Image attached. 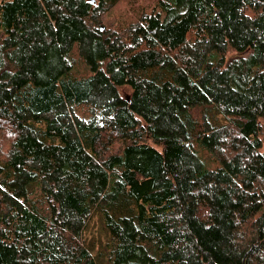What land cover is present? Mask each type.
Listing matches in <instances>:
<instances>
[{
  "label": "trees",
  "instance_id": "1",
  "mask_svg": "<svg viewBox=\"0 0 264 264\" xmlns=\"http://www.w3.org/2000/svg\"><path fill=\"white\" fill-rule=\"evenodd\" d=\"M119 1L0 0V264H264V0Z\"/></svg>",
  "mask_w": 264,
  "mask_h": 264
},
{
  "label": "rangeland",
  "instance_id": "2",
  "mask_svg": "<svg viewBox=\"0 0 264 264\" xmlns=\"http://www.w3.org/2000/svg\"><path fill=\"white\" fill-rule=\"evenodd\" d=\"M95 1L97 0H93L92 3ZM153 2L154 0H120L110 14L105 17L102 28H104V30H121L129 24L135 23L143 12L150 10ZM77 67L76 73L78 75L83 76L87 74V70L81 61L78 62ZM194 114H198V116L201 117L202 112L197 111ZM8 149V138H1L0 152L6 153ZM209 167H213V165H209ZM94 234L96 235L95 230Z\"/></svg>",
  "mask_w": 264,
  "mask_h": 264
},
{
  "label": "water",
  "instance_id": "3",
  "mask_svg": "<svg viewBox=\"0 0 264 264\" xmlns=\"http://www.w3.org/2000/svg\"><path fill=\"white\" fill-rule=\"evenodd\" d=\"M92 2H93V0H92ZM102 29H104V28H102Z\"/></svg>",
  "mask_w": 264,
  "mask_h": 264
}]
</instances>
